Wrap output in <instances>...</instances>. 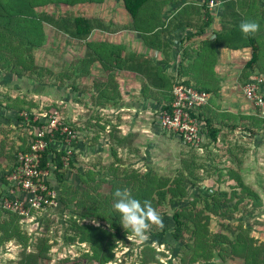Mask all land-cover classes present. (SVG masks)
Masks as SVG:
<instances>
[{"label": "trees", "instance_id": "obj_1", "mask_svg": "<svg viewBox=\"0 0 264 264\" xmlns=\"http://www.w3.org/2000/svg\"><path fill=\"white\" fill-rule=\"evenodd\" d=\"M102 1L0 0V70L10 72L11 77L13 75L26 80L40 81L48 78L52 72L36 64V52L56 51L57 46L53 41L55 39H64V44L78 46L95 30L110 31L109 24L100 17L66 12L68 8L72 9L81 4L99 5ZM175 1L120 0L123 10L131 18L126 28L138 33L146 51L130 52L122 56L120 45L103 42L96 47L87 43L86 53L75 60L71 59L68 70L58 74L57 83H61V87L65 86L76 93L89 94L90 107L97 110V114L91 116L83 125L75 126L69 122L66 124L74 132L85 130L92 134L93 143L105 136L109 138V158L112 161L108 164H92L88 170L82 172L74 164L77 162L76 158H72L77 137L71 143L69 157L66 148L59 152L53 142H48V147L42 153V167L46 161L52 164L51 172L57 183L58 204L48 210L33 212L32 221L40 224V230L37 229L36 232L26 231L22 225L25 223L24 218L0 209V247L19 249L18 259L12 264H50L53 248L62 244L68 248L76 247L77 255L74 256L72 264H110L122 248L135 245H140L139 252H131L132 258L135 256V259H130L131 264H163L165 259L173 255L176 264H264V240L252 234L260 228L264 229V222L260 220L264 215V202L243 181L240 167L218 166V159L209 162L218 163L212 168L218 177L215 180V189L206 195H188L187 183L195 186L204 174L211 177L209 164L206 166L198 162L200 149L188 147L191 150L178 160L179 166L173 175H159L154 168L144 172L128 168L119 157L118 149L126 144V138L120 135L119 125L112 124L109 119L105 120V124L100 121L103 110L115 107L121 101V87L116 78L117 72L123 69L144 77L146 86L158 91H169L163 108L168 109L170 106V93L176 82L170 83L159 67L161 63L170 60V45L164 37L181 27H195V24L184 21V7L166 21H162V9L168 2ZM49 4L55 6L53 11L46 10ZM188 9L192 11L190 13L195 11L196 14H204L206 17V21L198 28L200 32L210 26L212 19L204 4L199 8ZM44 29H50L53 33L48 49ZM221 38L222 34L218 37L216 35L212 44L217 45ZM156 51L162 52L164 59L154 60ZM257 60L258 48L253 46V54L246 69L257 64ZM96 65L102 70L101 80L94 77L93 69ZM179 65L180 69L182 61ZM65 79L69 81L68 84L63 83ZM80 79H87L88 84L79 87ZM181 84L188 85V82ZM8 107L19 113L22 111V108H15L10 104ZM202 108L198 117L206 122V144L215 146L219 133L223 130L216 126L213 117L204 114ZM53 110L55 109H49L48 113ZM27 112L29 127L40 126L38 122H32L33 117L29 115L31 112ZM17 119L21 123L25 121L24 118ZM165 133L173 137L172 133ZM47 138L48 135L45 136L46 140ZM56 139L60 140L61 137L56 135ZM178 143L181 144L180 141ZM19 150L22 153L28 151L21 148ZM17 152L12 155L14 161L17 159ZM129 152L136 154L139 149ZM65 157H68L67 165L63 163ZM232 161L237 166L241 164L236 157ZM70 171L78 177L83 185L82 190L66 181V175ZM224 183L229 190H222ZM117 188H129L137 199L151 201L163 218L167 216L168 208H172L169 214L171 228H167L165 224L163 230L153 227L147 237L161 240L162 249L152 244L153 242L142 244L140 239L122 227L120 215L112 207L113 193ZM52 217L58 218L54 219L57 226ZM68 261L70 260L66 257L58 262L66 264ZM127 263L122 261L120 264Z\"/></svg>", "mask_w": 264, "mask_h": 264}, {"label": "crops", "instance_id": "obj_2", "mask_svg": "<svg viewBox=\"0 0 264 264\" xmlns=\"http://www.w3.org/2000/svg\"><path fill=\"white\" fill-rule=\"evenodd\" d=\"M104 1H107L108 3H114L117 0H103L101 3L102 5ZM89 4L98 5L95 3ZM89 4L86 3L81 5ZM203 4L211 16L212 23L210 26L205 28V30L200 32L198 28L201 27V24H203L204 20L206 21V17L204 14H196L195 11L194 13H190L192 11H190V9L187 10V8H199ZM117 5L118 3H114L113 7L115 8ZM214 5L219 6L217 7ZM51 6L54 5L49 4L46 8ZM120 7L122 8L121 4ZM183 7L186 8V12L183 14V19H185L184 21L195 24V27L194 25L190 28L186 26L181 27L164 37V40L170 45V60L159 65L162 73L167 76V80H169V82L172 84L175 82H188L189 86H195L203 90H207L209 94V103H207L205 108L203 107L204 109L202 108L205 115L207 114L211 116V118L213 117V119H215V117L218 115L220 117H223V115H230L231 117L236 115L237 118H233L232 120H240V116H245L246 118L248 117L247 119L253 118L254 120L253 123H247L244 127L241 125L237 127V123H227L226 121H218L215 119L216 126L220 128V130L226 131V129H228V133H245L246 131L251 132L255 129L257 131L258 129L259 133H261L263 136L262 140L264 141V119L261 117L262 115L259 113L257 108H255L254 105L248 100L247 107H241L239 105L237 106L234 103L231 105V111L226 109V107L222 109L219 106H213L216 109L215 111L211 110L209 107L210 103L212 104L220 98L219 94H221V89H216L215 87L217 82H220L218 86L237 85L241 91L243 84L246 81L251 80L254 76L261 75L264 78V68L260 65V42L262 43L264 40V7L262 0H176L175 2H168L167 5L162 9V21H166L178 10L184 9ZM66 12L68 11L66 10ZM122 13V15H115L117 16L115 18H113V15L111 18L101 17L102 20L109 24L110 31H93L86 41L79 45V50L82 46H84L86 51L85 46L87 43L94 44L97 47L101 43L105 42L116 46L120 45L122 47V56L130 52H136L135 50L144 53L146 49L142 46L138 33L127 29L125 26V24H127V26L130 24V16L125 13L123 8ZM245 19L256 20L260 24V30L255 35L245 37L241 33L239 25L241 21ZM47 33L49 34V32ZM50 34L53 35L51 32ZM93 34L95 37H100L94 40L92 39ZM221 34L222 38L219 40V43L217 45H213L212 42L215 36L217 35L218 37ZM107 35L111 38L107 37ZM119 37L122 40H120ZM109 38L110 40H108ZM253 46L258 48L257 64H253L251 68L246 69V64L251 60L253 54ZM188 47L191 48L188 49ZM234 47L238 49L235 50L233 49ZM85 51L81 56L86 53ZM153 59L162 60L164 59V55L162 52L156 51L153 55ZM180 61H182V65L179 69ZM96 66L97 67H94L93 69L94 77L97 80H101L103 76L101 75L102 70L99 65ZM13 78L14 77H11L9 73H5V71L2 72L0 70V87L4 86L5 84H15L18 86V81L13 80ZM19 79L21 80L24 78ZM116 81L121 87V101L118 105L109 108L108 110H112V112L115 113L113 117L114 121L112 120L111 123L114 122L119 125L118 128L120 130V135L126 138V144L124 143L121 149H118L119 152L129 155V151H132L135 148H138L139 151L140 149H144V152L146 150L147 153L152 152L154 150L146 143L149 141L152 145L153 143L151 141H154L155 137L163 140V142L167 139L176 140L174 136L170 137L168 133L163 132L158 121L159 110L165 109L163 106L166 105L165 99L169 97V91H158L157 89H154L148 85L146 86L147 83L144 77L137 73L128 72L125 69L117 72ZM87 84V79L79 80V85L82 87ZM214 87L215 89H213ZM82 95L84 96V99H89L90 97L89 94L82 93ZM87 107L88 109L90 108L89 105H87ZM93 108L94 107H92V109ZM31 111H33V108ZM1 116H3V118L7 117V119L4 118L6 120L5 122H10L11 120L9 119H14V111L9 109L6 102L0 103V118L3 119ZM91 116L93 115L90 114L89 118H91ZM204 123L206 124L205 120ZM99 124L101 123L99 122ZM26 133H28L26 140L21 139V142L19 141L10 146L11 149H15V151H18L17 153L21 152L19 150L20 148L28 149L29 139L33 134L32 128L28 129V132ZM76 133H78V141L76 147L74 148L72 158H76L77 161H80L86 159L92 160L96 157H101L102 159H96L97 163H104L107 159H109V138L105 136L103 139L93 143L92 134L86 132L85 130L80 131V134L79 132ZM221 133L222 132L219 134ZM223 133L227 134V132ZM143 139L145 143L143 142ZM205 144L204 146L207 148L210 147V150L215 148V146H212V144ZM189 149L190 148L186 147L185 152L189 151ZM185 152H181L179 155V160L184 156ZM13 154H9V156L6 155V159H3L5 163L4 167L7 169L4 174L0 175V192H6L8 188V173L14 167L16 161H14L12 156ZM104 154L106 155L105 157ZM148 156L150 155L148 154ZM91 165L92 164H90V166ZM81 168L82 169L79 168V170L83 172V165ZM50 182L52 187L56 189L57 183L52 172L50 175ZM210 264H214V262Z\"/></svg>", "mask_w": 264, "mask_h": 264}, {"label": "rangeland", "instance_id": "obj_3", "mask_svg": "<svg viewBox=\"0 0 264 264\" xmlns=\"http://www.w3.org/2000/svg\"><path fill=\"white\" fill-rule=\"evenodd\" d=\"M114 3H118L117 7H113ZM114 3H108L107 1L103 2L99 5L89 4V5H81V6H75L74 8H68L67 11L70 12V14H84V15H90L102 18H111L113 15V18L117 17L115 15H122V8L120 7L121 2L119 0L115 1ZM94 5V6H93ZM46 10L53 11L54 6L46 8ZM115 13V14H114ZM127 26V24H125ZM47 42H46V49H48L49 44H51V40L53 35L50 34V29L45 30ZM49 32V34L47 33ZM98 34V33H95ZM95 37V35H92V39L99 38ZM107 37H110L107 35ZM103 38V36H102ZM111 38V37H110ZM110 38L108 40H110ZM120 38V37H119ZM120 40H122L120 38ZM55 43L54 45L57 46L56 51L51 52L46 50L45 52L37 51L35 55V62L37 65L42 66L43 68L51 70L52 74L48 78H42L40 81L33 80H26L24 79H16L15 76L13 80H17L18 86L15 84H5L4 86L0 87V103L6 102L7 104L13 105L15 108H22L21 113H19L17 110L14 111V119L10 122H5L7 117L1 116L3 119L0 118V175L4 174L6 171V167H4V161L3 159H6V155L9 156V154H13L15 152V149H11L10 146L13 144L19 142L21 139L26 140L29 123L25 121L23 123L17 118H26V116L22 114L28 113L27 111H30L31 114H36L37 112H48L49 109L54 108L56 111H58L60 116L65 119L66 122H69L72 125H82L88 120L89 115L95 116L97 114V110L95 108L92 109L90 107L87 109V105L90 106L91 101L89 99H84L82 93L75 92L74 90H70L69 88L61 87V83L58 84L57 81L59 79L57 78L59 73H63L68 70L69 62L70 60H75L79 58L85 51L84 46L81 47L79 50V45L75 44H64L65 40H53ZM64 45H63V44ZM60 46H62L60 48ZM260 65L264 68V40L262 43L260 42ZM191 47H188V49ZM187 49V50H188ZM136 52H139L135 50ZM10 73V72H9ZM3 75V74H2ZM13 77V75H12ZM5 79V78H1ZM66 80V81H65ZM63 80V83L68 84L69 81L67 79ZM220 82L216 83V89L220 88L221 94H219L220 98L219 100H216L212 104L210 103L209 107L211 110H216L215 107L219 106L222 109L226 107L228 110H232L231 105L235 103V105H239L241 107H247L248 102L241 94L240 88L237 85L232 86H218ZM35 84V85H33ZM55 84V85H54ZM221 85V84H220ZM6 86V87H5ZM79 87H82L79 85ZM215 87L213 89H215ZM37 93V94H36ZM3 96V97H1ZM220 103H219V102ZM212 102V101H211ZM209 103V102H208ZM215 106V107H213ZM33 108V111L31 109ZM87 109V110H85ZM37 110V111H36ZM102 113V119L100 120L102 124H105V120L114 121V115L115 113L112 112V110L105 109ZM19 115H16L18 114ZM244 115V114H243ZM236 115H233L232 117L229 115H223V117H220L219 115L215 117L218 121H226L227 123H237V126L241 125L242 127L246 126L247 123H253V118L247 119L245 116H240L239 119ZM17 119V120H16ZM231 119V120H230ZM243 122H242V120ZM238 120V121H237ZM15 123V124H13ZM114 123V122H112ZM21 124V125H20ZM257 125V124H256ZM239 129V128H238ZM254 129V128H253ZM222 133L219 134L218 142L215 145L214 149L206 148L203 145L201 151L198 152V157H200L199 161L200 163L206 164L210 168V175L211 177H206L207 174H204L200 177L198 185H191L189 183L186 184V188L188 191V195L195 194L198 195H206L213 191L215 189V180L217 177V174H215V171L212 169L214 165H218V163H209L213 160H220V163L218 166L221 167H234L241 169V175L243 177V181L252 189L254 190L260 197L261 200L264 202V141L262 140L263 136L261 133H259V130L256 129L253 131H246L245 133H228L229 130L226 129V131H221ZM223 132H227V134H224ZM105 135H107L106 131L104 132ZM78 133H76L77 135ZM80 134V131H79ZM146 138V137H145ZM146 140V139H145ZM178 140H163L159 138H154V141H151L153 144L151 145L148 141L146 144L150 148H152L154 151L152 152H144V149H140V151L136 154L130 153L129 155H125L122 152H119V157L123 161V165H125L128 168H135L141 171H146L150 168L156 169L157 173L159 175L169 176L173 175L174 171L179 166V155L181 152L186 151V147H183L181 144L177 142ZM21 142V141H20ZM143 142L145 143L144 139ZM205 149V150H203ZM203 150V151H202ZM148 154L150 156H148ZM106 155L104 154V157ZM238 158V161L241 162L239 166L237 164H234V161H232L234 158ZM96 159H102L101 157H96L94 159H86V160H80L75 162L74 164L76 167H79L83 170H88V167L90 164L97 163ZM92 161V162H91ZM111 160V158L107 159L104 163L108 164ZM153 161V162H152ZM86 162V163H85ZM205 162V163H204ZM151 163V164H149ZM103 164V163H101ZM149 164V165H147ZM89 165V166H88ZM87 168V169H86ZM208 178V179H207ZM211 178V180H210ZM210 180V181H209ZM66 181L70 183V185L74 187H78L80 190L83 189V185L79 181L78 177L75 175L74 172L70 171L66 175ZM222 190H229L228 185L224 183L221 186ZM168 208V214L163 218V224L166 225L167 228H171V222H169V214L172 212ZM262 211H264V207H262ZM264 213V212H263ZM53 220H58L57 217H52ZM54 220V222H55ZM260 220L264 222V215L261 216ZM31 221V222H30ZM23 227L26 229L27 232H36L37 229H39L40 224L36 223V221H24ZM95 222V221H94ZM97 224V221H96ZM55 225L57 226L58 223L55 222ZM40 230V229H39ZM57 234V233H56ZM253 235L260 237L264 240V229L260 228L259 231H253ZM58 235V234H57ZM149 242H153L152 244H155V246L159 247L160 249L163 248L162 245H160L161 240L159 239H146L141 241L142 244H146ZM140 245L135 246H129L122 248L121 251H119L114 258V261L110 264H120L122 261H125L127 264H131L130 259H135V256L132 258L131 252H134L138 254ZM70 248V249H69ZM65 246L64 244L57 245L53 248V256L52 261L50 264H61L58 262L61 260V258H69L70 261L66 264H72V260L74 259V256H76V247H69ZM18 248L12 247L3 249L0 247V264H12V262H16L18 259ZM132 261V260H131ZM163 264H176L175 257L171 256L170 258H167L164 260Z\"/></svg>", "mask_w": 264, "mask_h": 264}, {"label": "built area", "instance_id": "obj_4", "mask_svg": "<svg viewBox=\"0 0 264 264\" xmlns=\"http://www.w3.org/2000/svg\"><path fill=\"white\" fill-rule=\"evenodd\" d=\"M262 4L264 7V0ZM241 92L264 118V78L254 76L243 84ZM171 97L168 109H160L157 114L161 129L172 133L184 146L201 149L208 137L206 124L198 117V112L207 105L209 94L177 82L172 87ZM59 114L56 110L29 114L33 117L32 122H38L40 126L31 127L33 134L29 139L28 151L18 153L15 165L8 173V188L6 192H0V209L17 214L25 221L33 219V212L48 210L58 204V191L50 184L52 164L46 161L42 167V153L48 147V142H53L56 151L66 148L69 157V148L77 137ZM22 115L29 122L28 114ZM46 135L49 136L48 140L45 139ZM56 135L61 139H56ZM68 157L63 158L64 165H67Z\"/></svg>", "mask_w": 264, "mask_h": 264}, {"label": "clouds", "instance_id": "obj_5", "mask_svg": "<svg viewBox=\"0 0 264 264\" xmlns=\"http://www.w3.org/2000/svg\"><path fill=\"white\" fill-rule=\"evenodd\" d=\"M239 29L245 37H250L260 30V24L256 20L245 19L241 21ZM113 196L112 207L120 215V224L135 238L146 240L153 227L163 230V217L151 201L137 199L129 188H117Z\"/></svg>", "mask_w": 264, "mask_h": 264}]
</instances>
